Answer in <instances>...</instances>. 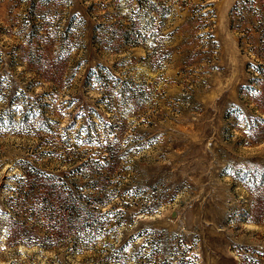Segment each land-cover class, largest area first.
Wrapping results in <instances>:
<instances>
[{
    "label": "rangeland",
    "instance_id": "obj_1",
    "mask_svg": "<svg viewBox=\"0 0 264 264\" xmlns=\"http://www.w3.org/2000/svg\"><path fill=\"white\" fill-rule=\"evenodd\" d=\"M0 264H264V0H0Z\"/></svg>",
    "mask_w": 264,
    "mask_h": 264
}]
</instances>
